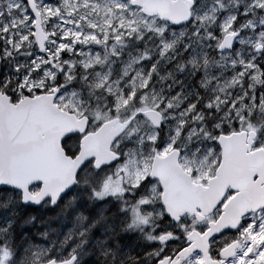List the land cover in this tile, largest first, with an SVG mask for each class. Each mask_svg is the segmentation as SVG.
<instances>
[{
  "label": "snow or ice",
  "instance_id": "obj_1",
  "mask_svg": "<svg viewBox=\"0 0 264 264\" xmlns=\"http://www.w3.org/2000/svg\"><path fill=\"white\" fill-rule=\"evenodd\" d=\"M0 264H264V0H0Z\"/></svg>",
  "mask_w": 264,
  "mask_h": 264
}]
</instances>
